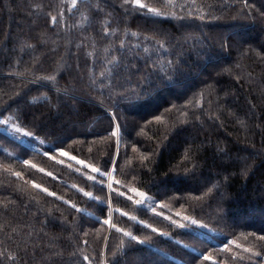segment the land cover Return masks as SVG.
<instances>
[{
    "label": "trees",
    "instance_id": "trees-1",
    "mask_svg": "<svg viewBox=\"0 0 264 264\" xmlns=\"http://www.w3.org/2000/svg\"><path fill=\"white\" fill-rule=\"evenodd\" d=\"M140 3L0 0V264H264V0Z\"/></svg>",
    "mask_w": 264,
    "mask_h": 264
},
{
    "label": "rangeland",
    "instance_id": "rangeland-1",
    "mask_svg": "<svg viewBox=\"0 0 264 264\" xmlns=\"http://www.w3.org/2000/svg\"><path fill=\"white\" fill-rule=\"evenodd\" d=\"M242 37H245V34L242 33ZM239 40V39H238ZM219 62H221L223 60V57L222 56H219L218 58ZM196 71L199 72V74L202 76V77H205V74L202 72L201 69H196ZM186 89V87L182 84V86L178 89V93L179 92H183L184 90ZM71 116L68 117V119H70ZM8 130L14 135L16 136L17 138H19L22 142L24 143H27L31 146H42V145H50L51 143L48 142V141H45V140H36V137H34L32 134L31 135H25V133H29L28 131H26L24 128H22L19 124L17 123H14V122H10L9 123V126H8ZM116 133L118 134L119 131L117 130ZM113 176H114V171L112 169V171L110 172L109 174V177H108V186L109 188L111 187L112 185V182H113ZM166 188V185H163L162 189L164 190ZM259 193V192H258ZM261 194V192H260ZM263 195V194H262ZM153 207V206H152ZM264 211L261 210V212ZM239 221H245V222H249L250 219L249 217H246V216H242L240 217ZM262 221H264V216L262 217ZM143 258L147 259L148 255H144L142 256ZM154 264H162L163 263V260L162 259H154L153 260Z\"/></svg>",
    "mask_w": 264,
    "mask_h": 264
},
{
    "label": "snow or ice",
    "instance_id": "snow-or-ice-1",
    "mask_svg": "<svg viewBox=\"0 0 264 264\" xmlns=\"http://www.w3.org/2000/svg\"><path fill=\"white\" fill-rule=\"evenodd\" d=\"M76 2H77V0H72V3H73V5L75 6V4H76ZM127 2H130V3H134V4H136L138 7H140V8H147V5H145V4H141L140 3V0H127ZM148 11H150V12H153V13H156L157 12V9H154V8H149V9H147ZM52 22L53 23H55L56 22V17H52ZM51 79V78H50ZM2 123H4V124H7L8 123V121L7 120H4V121H2ZM25 135H31L30 133H25ZM45 155H47V153H45ZM64 155H67V153H65ZM53 159H54V157H53ZM25 163H27V161L25 162ZM80 163H83L82 161L80 162ZM41 171H43V169H41ZM92 171L94 172V173H98L99 175H101L102 177L105 175L104 173H102L99 169H96V168H92ZM16 175H19L18 173L16 174ZM49 175H50V173H49ZM88 179H90V180H94L95 181V177H88ZM96 183H100V181H95ZM37 187H39L38 185H37ZM45 191H47L46 189H45ZM211 191V189H209V192ZM52 195H55L54 193L52 194ZM85 195H88V196H91V193H85ZM117 195H123L122 193H117ZM96 199H98V198H96ZM130 199V198H129ZM136 203L137 204H140L141 203V201H136ZM105 223H108V221H105ZM191 223H193V224H196L197 222L196 221H191ZM180 227H184V225H179ZM202 227H206L205 225H201ZM154 231H158V230H155L154 229ZM163 234V233H162ZM127 235H131L130 233H128ZM261 239H264V237H261ZM141 243H143V241H141ZM185 247H187V245H185ZM205 259H211V257H204ZM85 259H87V257L85 258Z\"/></svg>",
    "mask_w": 264,
    "mask_h": 264
}]
</instances>
